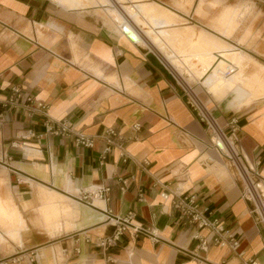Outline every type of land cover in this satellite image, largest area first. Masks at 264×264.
<instances>
[{
	"label": "crops",
	"instance_id": "0c3cea01",
	"mask_svg": "<svg viewBox=\"0 0 264 264\" xmlns=\"http://www.w3.org/2000/svg\"><path fill=\"white\" fill-rule=\"evenodd\" d=\"M172 2L177 3L127 4L148 3L140 9L151 10L142 13L147 28L149 21L164 25L169 17L157 15L150 4ZM81 4L0 0V180L6 187L0 264H264L263 228L186 93L143 44L116 28L109 10V20H98ZM135 8L130 6V12ZM203 53L206 61L198 65L209 73L215 70L213 59H229L221 61L223 69L236 68L228 80L236 92L230 86L212 90L233 92L232 104L243 107L232 106L230 97L216 100L201 85L198 100L264 183V87L261 97H242L240 83L252 62L228 48L204 47ZM193 62L190 67L196 69ZM210 79L202 82L207 88L221 80ZM12 86L21 92L18 106H3ZM38 104L46 106L51 122H67L75 134L95 138L93 147L78 148L73 136L50 134L46 117L28 111ZM231 120L236 124L231 126ZM107 129L122 137L123 150L112 148L101 163L104 143L98 137ZM121 181L127 184L124 192ZM98 186L109 188L107 202L78 201L82 192ZM162 192L195 196L211 219L232 231L238 248L208 240L201 249L193 236L210 239V232L178 225L173 197L163 200ZM116 218H129L150 234L126 231L114 247L103 250L98 244L113 234ZM30 253L37 255L32 262Z\"/></svg>",
	"mask_w": 264,
	"mask_h": 264
},
{
	"label": "rangeland",
	"instance_id": "374dc122",
	"mask_svg": "<svg viewBox=\"0 0 264 264\" xmlns=\"http://www.w3.org/2000/svg\"><path fill=\"white\" fill-rule=\"evenodd\" d=\"M128 1L130 0L126 2L105 0V3L99 4L96 0H81L83 4L79 6L93 14L98 20L99 18L109 20L106 14L108 10V14L120 13L124 22L129 23L146 42L150 36L151 44L147 42L144 46H140L150 52L164 66L186 93L190 102L191 92L202 100L198 95L200 85L218 101L230 97L229 101L231 102L233 99L231 96H234L233 92L212 90L224 86L229 87L228 80H220L214 85L215 87L207 88L208 86L202 83L200 75L193 72L195 69L190 67V60L192 59L196 65L206 61L203 53L204 47L233 49L245 59L250 60L252 63L247 66L245 77L243 76L242 83H240L244 89L242 97L249 100L262 96L264 69L257 68L255 64L264 66V0H197L195 4L175 0L177 2L175 4L173 2L165 5L150 4L156 9L157 15L164 13L169 17H167L168 22L164 25L150 23L147 28L143 25L146 22V17L142 14L143 10L140 9L148 3L136 5L127 4ZM130 6L136 7L133 12H130ZM179 12L186 15L185 19L177 14ZM116 28L122 31L119 26ZM159 33H164V35ZM165 59L170 65H174L176 62L183 64V72L179 73L173 70ZM224 77H228V75L224 74ZM233 89L234 92L237 91L236 87ZM253 90L254 95L252 94ZM262 99L264 98L260 100ZM234 105L236 104L234 103ZM234 105L232 104V106ZM234 107L239 109L243 106L238 104V107ZM5 192L4 182L0 180V208L4 204L1 198L4 197Z\"/></svg>",
	"mask_w": 264,
	"mask_h": 264
},
{
	"label": "built area",
	"instance_id": "2783aa9c",
	"mask_svg": "<svg viewBox=\"0 0 264 264\" xmlns=\"http://www.w3.org/2000/svg\"><path fill=\"white\" fill-rule=\"evenodd\" d=\"M228 75V73H227ZM21 97V92L18 86H12L10 88L9 96L6 102L2 103L3 106L9 105L17 107V100ZM32 102L31 98L26 100V104ZM191 103L194 110L201 117L204 125L210 131V133L215 136L219 144L217 147L224 154V157L227 160V164L232 170L234 178L240 182L243 187V196L252 205V213L256 218L258 224L261 225L264 231V183L260 180L258 174L254 170L255 168L249 166L244 160L238 150V148L232 143V140L226 137L218 128L214 119L211 117L210 113L205 109L203 104L198 100L197 97L192 95ZM29 106V105H28ZM27 107V106H25ZM29 113H40L46 117V128L47 131L59 137H74V144L78 148L89 149L94 145L95 138L86 137L81 134H75L70 124L64 121H50V118L47 114V109L45 105L38 104L34 108L28 109ZM1 117V116H0ZM1 119V118H0ZM236 124L235 120L230 121V125L233 126ZM133 129L138 132L140 130V125L135 124ZM101 141L104 143V148L100 153V162L102 163L105 159V156L110 152L112 148H118L123 150V139L122 137L113 129L105 130L100 137ZM121 158L125 159V154H121ZM120 191L124 192L126 189V181H121ZM109 188L105 186H98L91 188L80 194L78 199L79 202H84L86 204H91L92 199L100 200L107 202L109 200ZM170 196L173 197L171 202V208L176 213L177 223L182 227H194L198 230L207 229L211 238H202L198 235H194L193 239L199 240V247L203 250L209 244V241L217 247H229L231 250L235 251L238 248V241L233 237L232 231L225 228V225L221 223L218 219H211V213L207 207H202L200 201L192 195H178V194H169L167 192L160 193V197L163 200H167ZM115 230L113 234L101 240L98 244L103 250H108L109 248L114 247L124 232L132 231L133 233H146L150 234L148 229L140 228L129 223V218L124 219H114ZM29 261L32 262L36 259V254H29ZM19 260H12V263H17ZM248 264H255L254 261H249Z\"/></svg>",
	"mask_w": 264,
	"mask_h": 264
},
{
	"label": "bare ground",
	"instance_id": "6f19581e",
	"mask_svg": "<svg viewBox=\"0 0 264 264\" xmlns=\"http://www.w3.org/2000/svg\"><path fill=\"white\" fill-rule=\"evenodd\" d=\"M147 9V8H146ZM154 11V10H153ZM151 10L150 9H147V10H143V13H150ZM110 14V17L112 18V20L115 22V24L117 26H119L120 29L123 30V33L131 40L133 41L134 43L136 44H145V43H149L151 44V38L149 36V39L148 41L144 42L142 41V39L140 37H138L135 32L132 31L131 27L129 24L125 23L123 20V17L120 13H117V12H112V13H109ZM152 23L151 21H149L148 24ZM145 31V30H144ZM153 37V36H152ZM154 38V37H153ZM138 42V43H137ZM153 46V45H152ZM203 57V56H202ZM224 60L228 61L229 59H221L220 61L216 60V59H213V60H210L212 61L211 63H213L214 65H212V68L211 69H215L214 71H212L211 73H209V71L206 69V67L202 64H199L196 66V69L193 71L194 73L199 74L200 75V78L203 80V83H206V82H210L211 79L210 78H213V77H216V78H220L221 80H229L231 79L235 74H236V68L232 65H228L226 66L224 69V63H222ZM165 61L167 62V60L165 59ZM204 61V60H202ZM222 61V62H221ZM168 63V62H167ZM217 63V64H216ZM169 64V63H168ZM186 64V63H185ZM216 64V65H215ZM170 65V64H169ZM183 65V64H182ZM179 62H176L174 65H170L172 67L173 70L175 71H178L179 73H182L183 72V66H182ZM189 65V64H188ZM222 66V67H221ZM185 67V65H184ZM223 69V70H222ZM181 71V72H180ZM228 73V77H224V74L227 75ZM178 75V74H177ZM188 75V74H187ZM180 76V75H179ZM199 77V76H198ZM183 83H185L183 81ZM192 104V103H191ZM214 142H216L217 144H219V141L216 137L213 138Z\"/></svg>",
	"mask_w": 264,
	"mask_h": 264
}]
</instances>
